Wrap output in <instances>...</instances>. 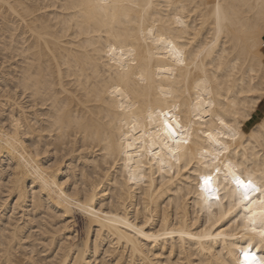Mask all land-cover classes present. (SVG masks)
I'll return each instance as SVG.
<instances>
[{"label":"bare ground","instance_id":"1","mask_svg":"<svg viewBox=\"0 0 264 264\" xmlns=\"http://www.w3.org/2000/svg\"><path fill=\"white\" fill-rule=\"evenodd\" d=\"M263 101L264 0H0V264L264 257Z\"/></svg>","mask_w":264,"mask_h":264},{"label":"snow or ice","instance_id":"2","mask_svg":"<svg viewBox=\"0 0 264 264\" xmlns=\"http://www.w3.org/2000/svg\"><path fill=\"white\" fill-rule=\"evenodd\" d=\"M177 58L179 59V62L181 64L184 62L183 59L179 57V54ZM165 125L167 127L169 134L173 138H175L178 135L176 127H173V125L171 123H168L167 120H165ZM209 135H211V133H209ZM233 139H235V132L233 133ZM177 143H179V141H177ZM185 143H187V141H185ZM221 147L223 148L224 146L221 145ZM214 171L219 172L220 169L217 167L214 169ZM233 175H234L235 184L240 189V195L242 197V200H249L250 197L256 193H260L261 197H264V185H262L261 187H258L255 183H253L251 177H249L247 180H244L238 176H235V174ZM202 181H203L204 191L208 193L210 197L215 196L217 189L214 187L212 183L213 177L210 175H206L202 178ZM260 203L264 204V199H261ZM129 227H132V225H129ZM136 231H140L141 234L143 235L142 229H136ZM252 232L258 233L260 236V243L264 244V221H261L260 228L253 226ZM148 239H153V237L148 236ZM248 248L249 249L252 248L251 243L248 245ZM241 251L243 253V264H264V257H257L255 252H249L248 249H241Z\"/></svg>","mask_w":264,"mask_h":264},{"label":"rangeland","instance_id":"3","mask_svg":"<svg viewBox=\"0 0 264 264\" xmlns=\"http://www.w3.org/2000/svg\"><path fill=\"white\" fill-rule=\"evenodd\" d=\"M259 115L257 116V120H260L261 117L264 115V101L261 103L259 109H258V112H257ZM77 219H78V225H79V222L81 221L80 217L77 216ZM80 219V220H79Z\"/></svg>","mask_w":264,"mask_h":264},{"label":"clouds","instance_id":"4","mask_svg":"<svg viewBox=\"0 0 264 264\" xmlns=\"http://www.w3.org/2000/svg\"><path fill=\"white\" fill-rule=\"evenodd\" d=\"M242 263L241 264H243V259H242V261H241Z\"/></svg>","mask_w":264,"mask_h":264}]
</instances>
